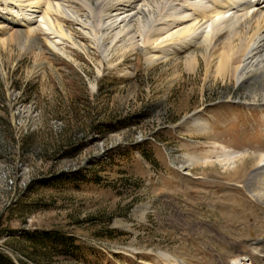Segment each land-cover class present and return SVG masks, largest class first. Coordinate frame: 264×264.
<instances>
[{
    "label": "rangeland",
    "instance_id": "obj_1",
    "mask_svg": "<svg viewBox=\"0 0 264 264\" xmlns=\"http://www.w3.org/2000/svg\"><path fill=\"white\" fill-rule=\"evenodd\" d=\"M175 2L160 14L143 0H124L119 7L128 12L111 19L112 0L96 17L54 1L71 24V41L55 32L43 11L0 0L3 262L252 264L247 253L264 241V206L218 159L224 150L245 157L233 166L246 179L264 154V91L208 70L199 46L212 34L213 20L166 47L179 30L173 17L182 13L191 24L193 8L210 0H194L188 9L183 0ZM136 3L151 8L148 23L135 15ZM248 3L254 12L264 6V0ZM242 7L228 15L241 14ZM5 18L11 22L2 23ZM25 19L33 25H19ZM3 25L19 32L6 47ZM29 28L37 32L31 47L24 37ZM186 41L191 49L171 54ZM190 53L198 56L196 65ZM91 119L124 124L84 138ZM116 148L114 165L100 166ZM86 171H96L103 184L78 191L70 175ZM43 232L76 239L79 248L60 253L28 238Z\"/></svg>",
    "mask_w": 264,
    "mask_h": 264
},
{
    "label": "bare ground",
    "instance_id": "obj_2",
    "mask_svg": "<svg viewBox=\"0 0 264 264\" xmlns=\"http://www.w3.org/2000/svg\"><path fill=\"white\" fill-rule=\"evenodd\" d=\"M9 5L20 6L25 4L26 8L31 10H37L39 12L43 11L45 18L50 23V26L55 28V32L61 36L63 39H70L74 41V36L72 33H66L67 30L70 31L69 26L71 25L66 18L59 16L60 10L56 9L53 2H67L72 8L87 9L90 11L92 17L97 16V12L104 6L105 0H8ZM111 1V0H110ZM113 3L109 4L108 15L111 19L113 16L119 17L124 12V6L119 7V3L124 0H112ZM142 0H128V3L140 2ZM149 5H154L156 9L159 10L160 14H164L165 10L168 8L170 3L181 0H143ZM192 0H183V7L194 6L195 2ZM250 0H210L208 5L197 4L193 8L195 18L191 24L186 22L188 16H183L181 14H176L173 17L174 22H177L176 28L178 32L173 34L169 40L164 42L167 44L166 47H171L172 45H177L180 40L186 39L196 34L197 25L204 22V20H213V31L211 35H207L204 41L200 44L199 48L202 51V58L207 63L208 70L215 68L219 76L223 78H233L236 79L241 85L244 84H256L258 90L264 91V6L260 10L254 12ZM201 2V1H200ZM126 3V2H125ZM177 2H175L176 4ZM179 3V2H178ZM62 4V3H61ZM107 4V3H106ZM63 6V5H62ZM80 6V7H79ZM106 6V5H105ZM135 5V15L140 16L146 23L149 22L148 15L151 14V8L147 12L144 9H140ZM242 7L241 14H233L229 16L228 14L238 7ZM130 7V6H129ZM137 7V8H136ZM143 8V7H142ZM45 9V10H42ZM65 9V8H64ZM188 9V8H187ZM41 10V11H40ZM155 10V9H154ZM152 9V12H155ZM131 11V10H130ZM107 12V11H106ZM124 12V13H116ZM239 12V11H238ZM74 13V12H73ZM62 14V13H61ZM75 14V13H74ZM134 14V13H133ZM154 15V13H152ZM76 15V14H75ZM68 16V15H66ZM3 18V17H2ZM25 18V17H24ZM78 18V17H77ZM27 19V18H26ZM23 20L20 23L21 26L30 27L34 22L31 20ZM2 23L9 22L8 18L5 20L1 19ZM126 20V19H125ZM190 20V19H189ZM11 22V21H10ZM9 22V23H10ZM206 22V21H205ZM196 23V24H195ZM14 24V22H13ZM194 24V25H193ZM149 25V24H148ZM8 27V26H7ZM29 32L24 34L26 38V43L31 47L37 39V32L32 28H29ZM1 33L4 36H8L1 41L3 46H10L11 42L15 39L19 32L9 33L5 25L1 28ZM54 31V30H53ZM21 35H19L20 37ZM59 36V37H60ZM142 36V35H141ZM18 39V38H17ZM163 43V44H164ZM186 45L179 47L180 50L172 51V55L183 53L181 51H186L193 47L191 41L185 42ZM188 43V44H187ZM54 48L62 53L57 45ZM136 50V49H135ZM165 51V49H164ZM167 52V51H165ZM164 53V52H163ZM165 54V53H164ZM167 56V55H166ZM165 56V57H166ZM169 56V55H168ZM189 58L191 63L196 65L199 62L198 56L196 54L190 53ZM190 61V60H189ZM191 64H189L190 66ZM191 67V66H190ZM194 68V67H193ZM264 98V94L262 95ZM199 122V119L196 120ZM236 152L225 151L223 152L222 159H218L220 165H226L227 171L234 174L237 180H243L244 188L248 192L252 200L260 205L264 206V154L259 155V159L253 163V167L248 173L247 178L245 175H241L239 167L233 166L237 162H243V158L236 157ZM246 159V158H245ZM193 160V159H190ZM230 165V166H229ZM249 168V167H248ZM249 262L253 261L252 264H264V241H261L255 246H252L249 253H247ZM252 256V257H251ZM167 259V258H166ZM172 264H183L177 260L169 261ZM234 264H241L240 261L236 260Z\"/></svg>",
    "mask_w": 264,
    "mask_h": 264
},
{
    "label": "trees",
    "instance_id": "obj_3",
    "mask_svg": "<svg viewBox=\"0 0 264 264\" xmlns=\"http://www.w3.org/2000/svg\"><path fill=\"white\" fill-rule=\"evenodd\" d=\"M122 124H124V121L101 122L97 119H91V122L88 125L89 127L86 128L87 134L85 135L84 138H86L89 134L103 135L106 132V130L117 128L118 126ZM140 146L142 145H138L137 147H140ZM110 153L113 155L112 160H102L98 162L100 166L106 168L107 165H110V166L114 165V162H113V159L115 157L114 155L120 153V148L110 150ZM122 156L125 159L127 156V153H123ZM146 158H149V157L146 156ZM147 160L152 164L154 163V161H152L151 159H147ZM120 172L124 174L127 172V170L122 169ZM70 176L74 178V179H71L70 185H72L78 191H82L84 190V188L90 185H93V184L97 186H101L103 184L102 183L103 181L97 175L96 171H86V173L82 177L78 175L77 173H74ZM61 178L63 180V177ZM61 178L59 180H61ZM80 180L84 181L85 186L80 185ZM28 238L33 241H35L37 238H40L43 240V242H46L47 244H51L52 246H54L56 249H58L60 253L68 252V250L70 249L78 250L79 248V245H77L78 241L76 239H66L62 235L50 233V232L37 233L35 235H30ZM0 264H12V263L10 261L3 262L2 258L0 257Z\"/></svg>",
    "mask_w": 264,
    "mask_h": 264
}]
</instances>
